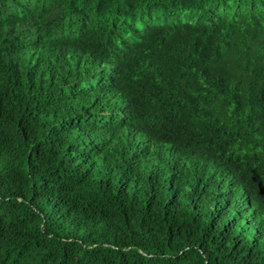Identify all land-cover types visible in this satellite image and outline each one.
<instances>
[{
	"label": "trees",
	"instance_id": "trees-1",
	"mask_svg": "<svg viewBox=\"0 0 264 264\" xmlns=\"http://www.w3.org/2000/svg\"><path fill=\"white\" fill-rule=\"evenodd\" d=\"M0 264H264V0H0Z\"/></svg>",
	"mask_w": 264,
	"mask_h": 264
}]
</instances>
